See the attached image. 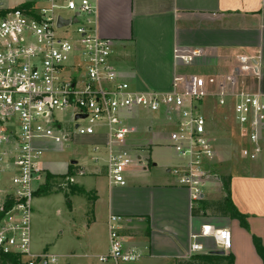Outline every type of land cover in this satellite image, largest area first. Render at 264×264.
Wrapping results in <instances>:
<instances>
[{
    "label": "built area",
    "instance_id": "obj_1",
    "mask_svg": "<svg viewBox=\"0 0 264 264\" xmlns=\"http://www.w3.org/2000/svg\"><path fill=\"white\" fill-rule=\"evenodd\" d=\"M0 0V253L15 256L20 264H53L56 255L35 252L32 247L33 200L44 184L42 173L48 152L71 141L57 111L72 110L78 135H104L91 142L92 171L102 164L109 187L124 186L126 175L141 156L129 147L134 131L128 119L137 111L162 114L174 124L170 146L181 164L170 172L186 187L196 204L217 179V138L200 109L214 98L216 106L230 108L241 140L240 155L255 160L263 150L264 92L247 91L231 76L226 82L214 77L177 76L169 91L135 89L113 63L114 41L102 36L98 0ZM71 11L65 16L60 11ZM60 18L69 23L59 25ZM71 24L72 32L57 28ZM201 48L175 50V58L191 64ZM243 68L253 65L251 56H240ZM251 64V65H250ZM58 145L59 147L57 148ZM102 161V162H101ZM74 179L83 175L78 163ZM122 216L108 219L110 248L101 262L133 261L142 257L126 248L120 233ZM201 236L213 237L227 251L232 246L229 229L211 224L191 234L190 253L204 250Z\"/></svg>",
    "mask_w": 264,
    "mask_h": 264
},
{
    "label": "crops",
    "instance_id": "obj_2",
    "mask_svg": "<svg viewBox=\"0 0 264 264\" xmlns=\"http://www.w3.org/2000/svg\"><path fill=\"white\" fill-rule=\"evenodd\" d=\"M97 5L99 31L114 41V65L141 90L169 91L177 76L214 77L224 83L233 76L245 90L264 92V0H98ZM177 48H201L202 54L185 65L175 58ZM244 55L253 58L248 70L239 58ZM207 100L216 106L214 98H208L201 102L200 109L207 106ZM143 113L149 114L133 126L128 141L130 148L137 146L133 152L141 156L142 163L135 162L127 172L126 185H108L109 189L98 183L83 186L95 198L87 230L93 231L102 221L107 231L109 216L120 215L126 248H136L143 254L133 261L110 259L104 263L179 264L191 256V234H199L203 225L211 224L230 230L232 246L224 254H233L234 264H264L253 243V235L264 243V140L257 159L242 157L248 163L226 174L231 176L232 201L246 215V229L238 219L210 208L193 215L192 208L199 206L200 200L194 204L190 191L178 184L170 172L175 165L158 169V163H152L148 154L153 140L163 135V125L171 131L174 124L162 114L148 111H137L130 118ZM86 137L91 142L105 140L104 135ZM237 138L241 141L239 134ZM92 170L90 166L83 175L99 176L106 168L101 164ZM220 176L210 183L209 190L205 189L202 199L217 201L225 196ZM106 233L105 244L99 246L101 254H107L110 248L109 230ZM198 241L204 250L195 254L223 250L213 237L201 236ZM89 245L97 247L95 241ZM35 252H47V247Z\"/></svg>",
    "mask_w": 264,
    "mask_h": 264
},
{
    "label": "rangeland",
    "instance_id": "obj_3",
    "mask_svg": "<svg viewBox=\"0 0 264 264\" xmlns=\"http://www.w3.org/2000/svg\"><path fill=\"white\" fill-rule=\"evenodd\" d=\"M18 1L11 0L10 3L14 4ZM58 1L64 3V0ZM60 12L65 16H71L72 14L68 10ZM76 27V24H71L56 30L59 34H63L64 32H72ZM115 54L114 50L113 57ZM131 84L135 89H140L133 83ZM149 90L156 91L154 89ZM201 110L205 113L209 128L217 138V174H233L237 171V168L246 165L248 162L242 160L240 155L241 141L238 140L239 137L237 138L238 128L234 123L232 113L230 109L218 108L214 105V101L209 100H207V106H202ZM147 114L149 113H143L137 118L128 119L129 125L137 127L138 122L144 120ZM153 114L157 115L158 113L155 112ZM56 115L62 119L64 128L72 133V137L71 141L60 145L62 147L58 150H53L46 154L44 167L48 172L57 175H68L57 177V182L51 188L50 193H40L34 197L32 247L34 251H40L41 248L47 247L46 253L56 255L58 258L57 262L53 264H105L99 260L100 256L103 255L100 253L102 248L99 246L105 244L106 232H108L107 227V231H105L104 225L100 221L96 223L97 225L94 226L93 231H88L86 228L88 222L92 220L91 206L95 198L88 193H73L71 187L72 185L89 187L93 183H98L102 188L105 186L108 188L106 171H101L99 176H93L86 172L87 174L85 175H78L74 179L71 178L69 164L73 160L78 161L79 164L87 168L85 170L89 171L92 165L90 158L91 140L85 135H78L75 131L71 109L57 111ZM169 131L170 127L164 124L162 129L164 136L162 135L153 140L152 152L148 149L151 162H157L158 169L162 168L164 170L166 167L176 166L180 163V157L169 145ZM130 137L131 135L128 141ZM56 146L57 148L59 147L58 145ZM134 147L137 148V146ZM150 168L152 169L153 167L151 166ZM41 179H45L46 182L44 172ZM206 190L209 189L207 188ZM70 205H72V209ZM92 240L93 242L95 241L97 247L89 245V243H93Z\"/></svg>",
    "mask_w": 264,
    "mask_h": 264
},
{
    "label": "trees",
    "instance_id": "obj_4",
    "mask_svg": "<svg viewBox=\"0 0 264 264\" xmlns=\"http://www.w3.org/2000/svg\"><path fill=\"white\" fill-rule=\"evenodd\" d=\"M69 173L75 174L77 171V166L71 163L69 166ZM65 175H57L48 172L46 175V182L39 188L36 195L43 193L48 194L51 192V188L57 182V177H65ZM223 189L225 191V196L221 200L212 201L201 199L199 201V206L192 208L193 215H198L203 209V213L206 209H212L214 212L223 215L230 216L231 218L238 219L241 226L249 229V225L246 220V215L240 213L236 206L234 205L231 197V176L221 175L220 176ZM73 193H86L85 189L78 185H72ZM94 197V196H93ZM254 246L264 262V243L262 239L253 235ZM0 264H20L19 260L13 255L1 254L0 253ZM179 264H234L233 254H221L216 251H211L208 253L192 254L188 260L180 261Z\"/></svg>",
    "mask_w": 264,
    "mask_h": 264
},
{
    "label": "water",
    "instance_id": "obj_5",
    "mask_svg": "<svg viewBox=\"0 0 264 264\" xmlns=\"http://www.w3.org/2000/svg\"><path fill=\"white\" fill-rule=\"evenodd\" d=\"M69 23V20H66V19H63V18H60L59 20V25H63V24H67ZM77 161L76 160H73L72 163H76ZM218 253H221V254H224L225 251L224 250H218L217 251Z\"/></svg>",
    "mask_w": 264,
    "mask_h": 264
}]
</instances>
